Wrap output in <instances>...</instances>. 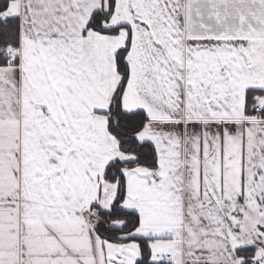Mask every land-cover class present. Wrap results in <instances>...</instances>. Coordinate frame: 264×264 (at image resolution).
Wrapping results in <instances>:
<instances>
[{
    "label": "snow or ice",
    "instance_id": "obj_1",
    "mask_svg": "<svg viewBox=\"0 0 264 264\" xmlns=\"http://www.w3.org/2000/svg\"><path fill=\"white\" fill-rule=\"evenodd\" d=\"M0 264H264V0H0Z\"/></svg>",
    "mask_w": 264,
    "mask_h": 264
}]
</instances>
